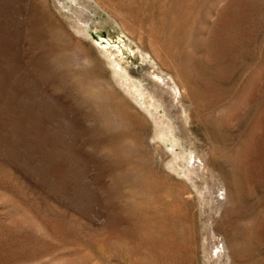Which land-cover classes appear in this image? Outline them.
<instances>
[{
	"label": "rangeland",
	"instance_id": "1",
	"mask_svg": "<svg viewBox=\"0 0 264 264\" xmlns=\"http://www.w3.org/2000/svg\"><path fill=\"white\" fill-rule=\"evenodd\" d=\"M0 264H264V0H0Z\"/></svg>",
	"mask_w": 264,
	"mask_h": 264
},
{
	"label": "bare ground",
	"instance_id": "2",
	"mask_svg": "<svg viewBox=\"0 0 264 264\" xmlns=\"http://www.w3.org/2000/svg\"><path fill=\"white\" fill-rule=\"evenodd\" d=\"M218 200V199H217ZM219 201V200H218ZM215 235V234H214ZM216 247H219L218 245H216Z\"/></svg>",
	"mask_w": 264,
	"mask_h": 264
}]
</instances>
